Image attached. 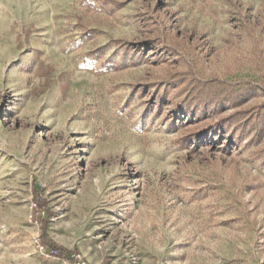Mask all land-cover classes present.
<instances>
[{"label":"rangeland","instance_id":"rangeland-1","mask_svg":"<svg viewBox=\"0 0 264 264\" xmlns=\"http://www.w3.org/2000/svg\"><path fill=\"white\" fill-rule=\"evenodd\" d=\"M79 254L264 264V0H0V264Z\"/></svg>","mask_w":264,"mask_h":264},{"label":"trees","instance_id":"trees-1","mask_svg":"<svg viewBox=\"0 0 264 264\" xmlns=\"http://www.w3.org/2000/svg\"><path fill=\"white\" fill-rule=\"evenodd\" d=\"M238 93H241V91H239ZM210 101L209 102H217L218 100H213V99H209ZM228 100H230V101H232L231 99H228ZM207 102V101H206ZM208 103V102H207ZM212 104V103H211ZM243 111V110H242ZM241 112V110H237V111H235L233 114H238V113H240ZM187 114H189V111H187ZM229 117H223V118H221V122H223L224 123V125H226V122H227V119H228ZM261 118V117H260ZM47 249L49 250V252H51V254H53L54 256H56V257H64V256H68V251H67V249L64 247V246H62V245H59L58 243H56V242H51L50 243V246L49 247H47Z\"/></svg>","mask_w":264,"mask_h":264},{"label":"built area","instance_id":"built-area-1","mask_svg":"<svg viewBox=\"0 0 264 264\" xmlns=\"http://www.w3.org/2000/svg\"><path fill=\"white\" fill-rule=\"evenodd\" d=\"M34 206H36V204H33L32 208H34ZM35 212L38 214L39 211L37 209H35ZM33 216V214H31V217ZM37 217V216H36ZM38 247L45 251V246L41 245L40 243L37 244ZM71 264H89V262L87 261V259H85L84 257H82L80 254L72 261Z\"/></svg>","mask_w":264,"mask_h":264}]
</instances>
